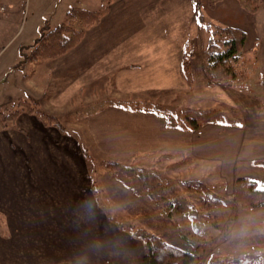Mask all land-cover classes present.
I'll return each mask as SVG.
<instances>
[{
	"label": "rangeland",
	"instance_id": "1",
	"mask_svg": "<svg viewBox=\"0 0 264 264\" xmlns=\"http://www.w3.org/2000/svg\"><path fill=\"white\" fill-rule=\"evenodd\" d=\"M70 1L72 0H0V33L4 26L16 33L12 40L10 37L5 38L0 35V50L4 47L2 56L0 55V66L5 59L4 55L10 53L14 45L23 44L16 66L22 72L18 73L15 79L12 77L13 74H6L7 71H3L5 83L0 85V113L18 111L11 123L6 126L0 125V141L5 145V150L10 152L9 158L13 153L17 154L15 146L9 144L10 141L12 142L11 135L9 133L8 136L5 135L9 131L17 132L15 136L21 137L23 142L27 140L30 147L28 149L42 156L41 158L65 157L75 151L76 155L87 159V170L96 174L98 189H102L101 192L104 193L99 194L98 197L105 196L110 201L107 204L109 217L118 219L126 228L142 227L163 236V240L168 243L187 247L190 251L196 249L200 255L198 264H206L208 260L217 264H233L246 258L253 264H261L260 259L264 260V206L244 209L235 203L233 193L236 181L244 177L256 182L258 189H264V168L258 167L264 160L260 159V163H257L258 160L253 167L252 164L246 163L248 159L245 156L248 154L247 156L252 158L254 154L250 152L249 140L264 137V69L261 67L257 71L264 59V52L256 50L260 49V46L264 47V5L260 3L256 12L250 13L252 16L247 21H254L253 26L250 27L251 23H244L248 32L247 49L236 63L232 60L228 62L231 68L225 65L227 71L225 76L216 70L212 72L213 78L209 79L203 54L204 48L199 51L194 47V51L183 53L190 74L189 81L184 78L180 69L177 80L171 77V83H146L143 84V89L140 88L141 84L124 80L120 85L121 90L138 91L126 94L121 93L111 83L109 70L105 71L106 52L99 51V48L95 51V47L90 44L88 31L96 26L105 14L97 24L85 31L81 39L83 40L87 34L81 52L84 62L83 76H85L82 77L86 83L80 90L70 89V79L73 78V73H70L72 70H69L70 66L58 71H55L54 66L64 61L70 65L76 60L75 53L78 50L75 49L81 40L59 57L45 59L33 56L34 42L39 37L41 29L43 27L51 29L63 23L67 12L71 10L68 7ZM108 4L109 2L107 7ZM76 7L73 5L72 8ZM66 8L69 9L67 12ZM9 11L13 13L12 19L7 16ZM198 16L203 20L202 16ZM212 42L216 50H220L222 39L217 37L212 39ZM191 43L198 47L206 42L199 34V36L195 35ZM252 48L254 50H251ZM144 54L147 56L146 59L155 58L154 61L158 59L160 61L161 58L162 63L168 62L170 57L168 52H144ZM199 61L203 62L204 78L200 66L192 68L194 63H200ZM98 63L103 70L99 76H97L98 69L95 70ZM153 70L148 71L153 73ZM160 71L168 73V69H160ZM158 72L156 69L157 74ZM56 73L64 77L57 78L54 76ZM158 77L161 78V76L156 78ZM111 93H114V96H111ZM68 94L72 97L71 100H65ZM110 101L131 103L146 110L153 109L160 116L158 118L166 120L167 124L172 126L177 125L178 130H183L187 126L188 130L194 132L192 145L187 138H184L185 136L181 137L183 134L177 141L169 138L168 134L160 130L159 121L157 125L154 124L156 121L153 117L138 116L134 120L132 116L125 119L119 114L112 116L99 114L101 110L111 109ZM26 103L55 117L62 126V132L54 126L44 125L36 115L22 110L23 106L26 107ZM94 113L98 114L94 116ZM23 116L33 117L43 127L53 128L60 135L65 134V136H57V141H60L58 147H54L50 144L51 141H48L54 139L55 133L47 132V137L44 138L41 134L37 137L31 126H26L28 123L25 119L19 124L17 119ZM193 121L198 125L195 129L190 126ZM128 124L135 129L145 127L148 129L146 136L141 137V140L138 135L132 136V132L127 133ZM236 125H244L247 136L246 146H242L240 153L245 150L244 147L247 150L244 159H241L243 157L236 159L237 162L233 167L228 163L231 154L235 152L233 147L235 143L227 129L229 126L231 130L237 128ZM3 130L7 131L2 133ZM204 133L207 138H201L200 135ZM33 135L37 137L34 144L30 141V136ZM39 137L42 139L40 142L37 141ZM62 140H66L65 149H61ZM74 141L81 143V150ZM5 155L7 158V153ZM181 161L186 162L174 167L175 163ZM111 163H118L121 168H110ZM0 167H2L1 171L14 172L25 171L28 166L20 159L7 158L2 160V163L0 161ZM140 172L142 176L149 178L148 184L153 188L154 194L162 193L163 199L154 201L144 196L143 185L136 179ZM188 180L192 183L200 180L211 188L210 196L206 195L205 199L213 197L224 201L218 206L219 216L215 218L214 226L216 225L215 228L218 230L214 231L208 227V232L200 238L189 231L191 223L183 217V214H178L175 209L168 211L171 200L177 203L181 198L187 199L189 195H193L192 190L187 191L181 187L182 182ZM8 209H10L9 204L4 202L0 204V222L4 223L5 215L10 214ZM197 221L202 224L198 218ZM8 230L5 229L7 234ZM200 230L206 231V226L203 225ZM14 247V244L6 241L0 246V253L3 254V256L0 254V264L26 263V261L22 263L23 259L11 263L8 256L4 257L10 253V248Z\"/></svg>",
	"mask_w": 264,
	"mask_h": 264
},
{
	"label": "crops",
	"instance_id": "2",
	"mask_svg": "<svg viewBox=\"0 0 264 264\" xmlns=\"http://www.w3.org/2000/svg\"><path fill=\"white\" fill-rule=\"evenodd\" d=\"M99 2L101 0H72L68 7L71 9L75 5L95 10L99 7ZM261 5H264V0H261ZM66 9L67 12L69 9ZM12 14L9 11L7 16L12 19ZM198 15L202 16L203 24L200 23V19L199 23L197 22ZM250 16L252 14L243 10L237 0H217L212 3L210 0H109L105 16L96 26L89 29L88 34L90 44L95 47V51L99 48V51L106 52L107 62L104 63V66H106L105 71L109 70L111 83L121 93L130 94L138 91L124 92L121 90L120 85L124 83V80L141 84L140 88L142 89L143 84L146 83H171V77H175L177 80L184 58L183 53L194 51V47L199 51L206 48L205 44L209 35L205 25L237 28L248 36L244 23H251L250 27L253 26L254 21H247ZM15 34L5 26L0 33L1 36L10 37L11 40ZM199 34L203 36L206 43L197 45L198 47L193 46L191 42L195 35L199 36ZM86 36L75 49L78 50L75 53L76 60L70 65L64 61L54 66L55 71L70 66L69 70H72L70 73H73V78L70 79L71 90H80L81 86L86 83V80L83 79L85 77L83 76L84 62L81 53L83 44L87 40ZM3 49L4 47L0 50V55ZM21 50H23V44H16L10 53L4 55L5 59L0 66L2 68L0 70V85L5 83V72L3 71H7L6 74H13L12 77L15 79L17 74L22 72L16 68ZM256 50L264 52V47L260 46V49ZM144 52H168L170 57L168 62L162 63L161 58L160 61L159 59L154 61L155 58L146 59L147 56ZM262 60V63L258 62L260 67L257 71L261 67L264 69V59ZM199 62L194 63L192 68L200 66L204 78L203 62ZM99 64L95 67V70L98 69L97 76L103 71ZM149 69H154L153 73H150ZM156 69L159 71L158 74ZM160 69H168V73H164ZM54 76L64 77L58 73ZM157 76H161V78H156ZM163 78L165 79L163 80ZM153 79H158V81H152ZM27 89L30 88L27 87ZM30 91L32 90L30 89ZM171 91L173 92V89ZM68 95L65 100L72 99ZM61 96L63 97L64 94ZM111 96H114V93H111ZM110 104L112 105L110 110H108L109 108L101 110L99 114H111V116L119 114L125 119L132 116L134 120L138 116L153 117L156 121L154 124L157 125L159 121L160 130L164 134H168L169 138L177 141L178 137L183 134L181 137L185 136L184 138H187L189 144L192 145L193 130H188L187 126L183 130H178L177 125L172 126L167 124L166 120L158 118L160 116L153 109L146 110L141 106L116 101H110ZM97 114L94 113V116ZM23 119L28 123L26 126H31L37 133V137L41 134L45 138L48 136L47 132L55 133V140H48L54 147H58L57 144H60V141H57V136H65V134L60 135L53 128L43 127L30 116L20 117L17 122L22 124ZM139 119L141 120L140 117ZM142 120H144L143 117ZM236 127L231 130L229 126L227 129L235 143L233 146L235 152L233 151L234 154H231L228 163L233 167L237 162L236 159L243 157L247 150L244 147L245 150L240 153V149L243 145L246 146L245 142L247 141L244 125H236ZM127 128V133L132 132V136L136 134L141 140V137L146 136L148 130L145 127L135 129L129 124ZM6 131L1 132L5 133ZM8 133L12 138V142L10 141L9 144L15 146L17 154L13 153L9 158L10 152L5 150V145L0 141L1 163L7 158L8 160L20 159L28 167L25 171L14 172L1 171L2 167H0V204L4 202L10 207L8 209L10 214L5 215L6 218L3 220L5 222H0V246L5 241L15 245L14 248H10V253L7 254L6 251L7 255L4 257L8 256L11 263L23 259L21 261L22 263L26 261L25 264H142L145 245L140 239L132 236L131 230L120 227L118 219L109 217L107 204L110 201L105 196L98 197L99 194L103 195L104 193L101 192L102 189H98L96 174L87 170L88 161L86 158L76 155L75 151L65 157L41 158L42 156L28 149L30 147L27 140L23 142L21 137L15 136L17 132L9 131L5 135L8 136ZM200 136L207 138L206 133ZM37 137L30 136L32 144ZM37 141L40 142L42 139L39 137ZM65 141L62 140L63 148L61 149H65ZM249 141L251 143L250 152L254 154L252 158H249L248 154L245 155L248 159L246 163L252 164L254 167L256 165L253 164L258 160L257 163L264 160V137ZM74 142L81 150V143ZM5 153L8 155L7 158ZM7 228L9 229L8 234L5 231Z\"/></svg>",
	"mask_w": 264,
	"mask_h": 264
},
{
	"label": "trees",
	"instance_id": "3",
	"mask_svg": "<svg viewBox=\"0 0 264 264\" xmlns=\"http://www.w3.org/2000/svg\"><path fill=\"white\" fill-rule=\"evenodd\" d=\"M210 1L212 3L217 0ZM237 1L243 10L249 13L256 12L259 4L261 3V0ZM108 2L109 0H101L100 7L95 10H86L78 7L71 8V10H69V12L66 14L65 21L59 26H55L51 29L49 27H43L40 31L39 37L34 42L35 47L33 49V56L45 59L56 58L76 46L77 43L82 39L85 31L97 24L100 18L107 12ZM200 21L202 24L204 23L203 20ZM205 29L209 35L207 46L203 51L207 75L209 79L213 78L212 72L219 70L220 74L225 76L227 74L225 65H228L231 68V65H229L230 63L228 62L233 61L236 63L242 53L247 49V35L240 29L226 26L205 25ZM217 37L222 39L220 50H216V46L212 42V39ZM186 62L187 61L184 57L181 65V72L184 78L189 81L190 74ZM28 104L29 103H26V107L23 106L22 110H26L29 114L36 115V117L46 126L51 125L60 131L62 130V126L55 119V117L45 114L41 112L40 109H36L34 106L31 107ZM157 110L159 111V109ZM17 113L18 111L8 114L0 113V125L6 126L8 123H11L15 116H17ZM190 126L192 129L198 127L195 121H193ZM185 162L186 161L175 163L174 167L177 165H183ZM260 165L264 167V161L261 162ZM109 167L121 168L118 163H111ZM136 179L142 183L144 188L143 194L147 199L154 201H158L157 199L161 198L163 199L164 196L162 193L159 192L154 194L153 188L148 184L149 178L142 176L141 172L136 176ZM182 184L183 185H181V187L187 191L188 189L192 190L193 195H189L187 199L183 197V199L181 198V200H178L177 203L176 201L171 200L168 211L175 209L178 211V214H183V217L191 223V230L189 229V231H191V233L197 238L204 237L203 234L208 232V227L214 231L218 230L215 228L216 225L214 226L216 222L215 218L219 216L217 212L218 206L222 205L224 201L213 197L209 198L210 200L205 199V196H210L212 191L209 186L205 185L200 180H197L193 183L192 181L188 180L182 182ZM233 195L235 203L244 209L264 206V190L258 189L256 183L253 180L246 178L238 179L234 186ZM196 217L202 222V224L198 223L199 221H197ZM212 220L213 223L211 222ZM203 225L206 226V231L200 230ZM119 226L131 230L132 236L140 239L145 245V254L142 258V264H198L200 260V255L196 249L190 251L187 247H180L168 243L167 241L163 240V236L142 227L133 226L134 229L131 227L126 228L121 222ZM196 248H198V246ZM260 261L261 264H264V260L260 259ZM206 264L217 263L208 260ZM233 264L253 263L251 260L246 258L241 259L238 261V263Z\"/></svg>",
	"mask_w": 264,
	"mask_h": 264
},
{
	"label": "snow or ice",
	"instance_id": "4",
	"mask_svg": "<svg viewBox=\"0 0 264 264\" xmlns=\"http://www.w3.org/2000/svg\"><path fill=\"white\" fill-rule=\"evenodd\" d=\"M196 9H195V5H194V11H195ZM197 22L199 23V18H197ZM262 190H264V189H262Z\"/></svg>",
	"mask_w": 264,
	"mask_h": 264
}]
</instances>
